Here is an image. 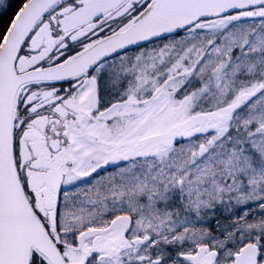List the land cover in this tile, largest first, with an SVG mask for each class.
Listing matches in <instances>:
<instances>
[{
  "label": "snow or ice",
  "instance_id": "obj_1",
  "mask_svg": "<svg viewBox=\"0 0 264 264\" xmlns=\"http://www.w3.org/2000/svg\"><path fill=\"white\" fill-rule=\"evenodd\" d=\"M0 264H264V0H0Z\"/></svg>",
  "mask_w": 264,
  "mask_h": 264
}]
</instances>
